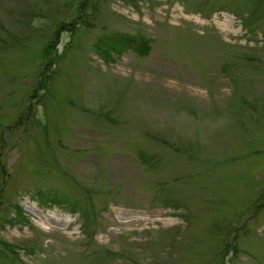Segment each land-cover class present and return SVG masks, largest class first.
<instances>
[{
  "label": "rangeland",
  "instance_id": "1",
  "mask_svg": "<svg viewBox=\"0 0 264 264\" xmlns=\"http://www.w3.org/2000/svg\"><path fill=\"white\" fill-rule=\"evenodd\" d=\"M253 2L0 0V239L28 264H264ZM39 189L92 203V238Z\"/></svg>",
  "mask_w": 264,
  "mask_h": 264
},
{
  "label": "trees",
  "instance_id": "2",
  "mask_svg": "<svg viewBox=\"0 0 264 264\" xmlns=\"http://www.w3.org/2000/svg\"><path fill=\"white\" fill-rule=\"evenodd\" d=\"M257 7H262L264 10V0H254L253 2ZM85 3L81 4V7H83ZM77 17H81V13L77 15ZM75 20V19H74ZM73 21H70L71 24L74 23ZM106 38V39H105ZM104 39L108 44H110V47L113 49H118L122 46H132L135 50H137L139 53H144L150 48V41L151 37L146 36L142 33H129V32H115L114 34L110 33L106 36H104ZM103 39V40H104ZM108 53V50L106 49L105 54ZM109 55V54H108ZM47 67V66H46ZM40 193V192H38ZM40 200L42 203H61L62 198L56 193H50V192H41ZM73 209H75V202L70 203ZM17 210L20 211L21 215V208L18 204H15ZM88 217H86L84 226L87 227L89 224ZM0 264H26L22 259L19 258V255L16 250L13 249L11 243L0 239Z\"/></svg>",
  "mask_w": 264,
  "mask_h": 264
}]
</instances>
